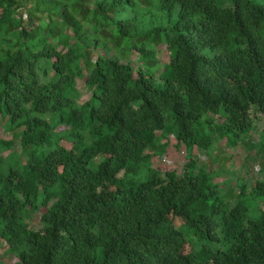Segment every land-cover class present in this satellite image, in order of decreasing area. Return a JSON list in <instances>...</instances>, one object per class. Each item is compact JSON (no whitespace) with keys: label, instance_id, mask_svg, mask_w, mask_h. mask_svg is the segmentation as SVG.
I'll return each instance as SVG.
<instances>
[{"label":"trees","instance_id":"obj_1","mask_svg":"<svg viewBox=\"0 0 264 264\" xmlns=\"http://www.w3.org/2000/svg\"><path fill=\"white\" fill-rule=\"evenodd\" d=\"M259 116L256 0H0V125L21 142L0 138V243L18 264H264V182L227 189L193 155L247 147ZM171 135L180 173L152 166Z\"/></svg>","mask_w":264,"mask_h":264},{"label":"rangeland","instance_id":"obj_2","mask_svg":"<svg viewBox=\"0 0 264 264\" xmlns=\"http://www.w3.org/2000/svg\"><path fill=\"white\" fill-rule=\"evenodd\" d=\"M258 4L264 6V0H256ZM158 57L161 60V70L164 64H166L170 57L166 49H161L158 53ZM130 62L134 67L146 69V64L141 62L135 54L129 56ZM159 74V73H158ZM162 74V73H161ZM84 79L77 80V89L81 92L80 103L88 99V93L84 91ZM216 121H220L219 117H214ZM7 127L6 122H2L0 125V138L9 141H14L13 149L16 153H21V142L18 138H15V132L5 130ZM264 117L259 116V120L254 121V131L250 135V141L248 146L245 147L243 143H236L230 136H219L217 138L214 147L211 150L204 152H198L193 150V155L197 156V162L199 165L207 167V170L214 171V181L223 184V187L227 189L236 187L240 184L241 180L248 185L257 181L264 182ZM62 129V128H61ZM163 141L168 142V147L164 153L155 156L152 160L153 168L161 172H175L180 173L183 166L188 161L189 157L187 151L183 145L177 143L175 136L171 135L168 139ZM262 145V151H260L259 145ZM70 143H66V146L70 148ZM10 151H5L4 156H7ZM22 160L25 161V155H22ZM144 175H139L138 178ZM137 180V178H136ZM252 205L248 216L252 219L259 215L260 209L264 208V204L260 200H251ZM40 214L34 216V219L30 222L32 229H39L41 223L39 222ZM176 226H179L182 221L179 218L174 219ZM0 263L1 264H18V259L12 254L7 245L0 243Z\"/></svg>","mask_w":264,"mask_h":264}]
</instances>
